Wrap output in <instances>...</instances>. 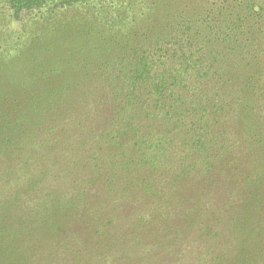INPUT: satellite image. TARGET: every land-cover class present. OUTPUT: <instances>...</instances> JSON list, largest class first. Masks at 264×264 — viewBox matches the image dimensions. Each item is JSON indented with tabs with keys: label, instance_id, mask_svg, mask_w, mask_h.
Returning <instances> with one entry per match:
<instances>
[{
	"label": "rangeland",
	"instance_id": "obj_1",
	"mask_svg": "<svg viewBox=\"0 0 264 264\" xmlns=\"http://www.w3.org/2000/svg\"><path fill=\"white\" fill-rule=\"evenodd\" d=\"M0 264H264V0H0Z\"/></svg>",
	"mask_w": 264,
	"mask_h": 264
},
{
	"label": "trees",
	"instance_id": "obj_2",
	"mask_svg": "<svg viewBox=\"0 0 264 264\" xmlns=\"http://www.w3.org/2000/svg\"><path fill=\"white\" fill-rule=\"evenodd\" d=\"M13 1H17V3H24V2H28V0H13Z\"/></svg>",
	"mask_w": 264,
	"mask_h": 264
}]
</instances>
